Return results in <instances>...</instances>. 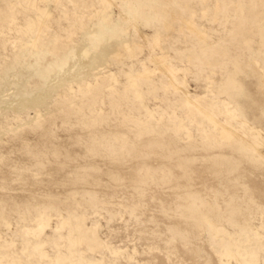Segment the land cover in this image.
<instances>
[{
	"label": "rangeland",
	"instance_id": "1",
	"mask_svg": "<svg viewBox=\"0 0 264 264\" xmlns=\"http://www.w3.org/2000/svg\"><path fill=\"white\" fill-rule=\"evenodd\" d=\"M0 264H264V0H0Z\"/></svg>",
	"mask_w": 264,
	"mask_h": 264
},
{
	"label": "bare ground",
	"instance_id": "2",
	"mask_svg": "<svg viewBox=\"0 0 264 264\" xmlns=\"http://www.w3.org/2000/svg\"><path fill=\"white\" fill-rule=\"evenodd\" d=\"M156 42V41H155ZM153 60H156L157 62H158V64L160 65V68L162 69V70H164V72H166L167 74L169 73V70H168V68H166L163 64H162V62H163V57H155V58H152ZM166 65V64H165ZM169 69H171V68H169ZM170 75H172V74H170ZM172 77V76H171ZM172 78H174V77H172ZM195 104V103H194ZM196 105V104H195ZM208 116V118L215 124V125H218V126H220L222 129H223V132L226 134V135H228V137H230V136H232V135H234L235 134V129H233V128H231L230 126H228L227 124H225V123H219L217 120H215V118L214 117H212L211 115H207ZM252 132V131H251ZM254 134V133H253ZM254 146H256V145H254ZM257 152V151H256Z\"/></svg>",
	"mask_w": 264,
	"mask_h": 264
}]
</instances>
